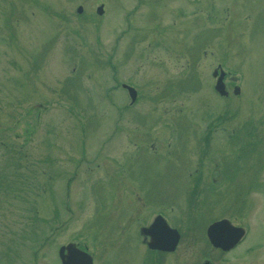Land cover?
<instances>
[{"label": "rangeland", "instance_id": "obj_1", "mask_svg": "<svg viewBox=\"0 0 264 264\" xmlns=\"http://www.w3.org/2000/svg\"><path fill=\"white\" fill-rule=\"evenodd\" d=\"M160 212L159 264L222 218L264 264V0H0V264H144Z\"/></svg>", "mask_w": 264, "mask_h": 264}, {"label": "water", "instance_id": "obj_2", "mask_svg": "<svg viewBox=\"0 0 264 264\" xmlns=\"http://www.w3.org/2000/svg\"><path fill=\"white\" fill-rule=\"evenodd\" d=\"M101 10V7H98L97 13L100 14ZM78 11L80 12V8ZM217 73V70L213 71L212 76L216 77ZM223 76L224 73L220 69L214 85V89L221 96L226 95L222 81ZM123 87L128 91L130 102H134L136 98L135 90L126 85H123ZM233 94H238L237 87H234ZM242 232L243 230L241 228L232 227L226 220H220L207 228L206 235L214 247L227 249L236 243L238 238L242 235ZM140 234L149 237L148 246L153 250L172 251L175 249L179 240L178 232L173 228H169L160 216L156 217L148 227L142 228ZM58 256L62 264H91V257L87 253L79 250L74 244L61 246L58 251Z\"/></svg>", "mask_w": 264, "mask_h": 264}, {"label": "flooded vegetation", "instance_id": "obj_3", "mask_svg": "<svg viewBox=\"0 0 264 264\" xmlns=\"http://www.w3.org/2000/svg\"><path fill=\"white\" fill-rule=\"evenodd\" d=\"M228 78V75H227V72H226V75L224 76L223 80L225 81L226 79ZM233 78V77H232ZM234 80L233 79H230V82L232 85V91H233V88L236 86L235 84H233ZM225 86V90L227 92V89L226 88H229L228 86V83L224 84ZM214 88V87H213ZM228 94V93H227ZM227 96V95H226ZM225 96V97H226ZM160 216L166 223L167 225V221L163 215V213H157V215H155L152 219V221L147 224V225H143V226H140L138 231H139V234H140V230L142 228H145V227H148L152 222L153 220ZM220 220H226L227 222H229V224L232 226V227H235V228H241L243 230L242 232V235L238 238V240L236 241V243L233 244V246H230L229 248L227 249H223V248H220V247H214L210 241L208 240L207 238V235H206V230L207 228L215 223V222H218ZM208 225V224H207ZM168 226V225H167ZM169 227V226H168ZM169 228H172V227H169ZM249 233V229L248 227L244 228V227H241V226H234L231 224V222L225 218H222V219H218V220H213L212 222L209 223V225L206 227L205 229V237H206V244L212 249V251L216 252L217 255L216 256H211V257H208V255H205V256H200L199 258L195 259L193 262H189V261H185L184 264H242L241 261L239 262V258H245L247 259V257H243V256H238V255H234V254H229V253H233L235 252L239 247H241V245L244 243V240L247 236V234ZM142 236V240L140 242L141 246H144L143 248V251L146 252V254L148 256H145V260H144V264H159L158 263V256L157 255H165V254H170L172 253V251H163V250H153V249H150L149 246H148V243H149V237L148 236H143L142 234H140ZM226 236V235H225ZM228 237V236H226ZM180 238V236H179ZM179 242V241H178ZM61 247V246H60ZM251 250L250 247H245L243 248V251L248 254V252ZM248 260V259H247ZM57 261L59 262V264H62L61 263V260H60V257L57 256ZM246 263H251V264H255V260H248V262ZM258 262H256L257 264ZM91 264H92V259H91Z\"/></svg>", "mask_w": 264, "mask_h": 264}]
</instances>
